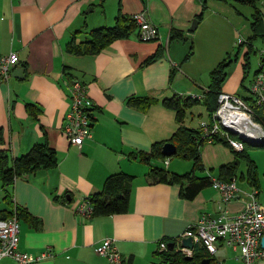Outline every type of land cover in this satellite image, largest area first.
<instances>
[{"label": "crops", "instance_id": "obj_1", "mask_svg": "<svg viewBox=\"0 0 264 264\" xmlns=\"http://www.w3.org/2000/svg\"><path fill=\"white\" fill-rule=\"evenodd\" d=\"M207 4L204 17L192 30L193 20L202 11L200 0H0V55L17 52L20 57L11 77L0 78V152L16 157L36 143L46 142L58 154L57 166L19 177L12 187V201L23 209L20 249L53 251L52 256L29 264H110L96 251L107 237L116 240L124 264H155L159 262L160 241L172 242L204 213H218L222 196L213 185L187 198L182 194L187 181L155 180L150 174L155 161L143 166L144 161L139 160L140 153L149 152L154 142L171 137L177 128L175 110L161 101L146 111L128 103L131 96L161 100L201 94L210 82H205V76L210 78V71L227 54L232 62L222 90L249 94L246 86L260 68L264 47V38L255 44L262 37L251 41L246 72L254 8L240 0H207ZM88 6L96 15L87 14ZM257 6L264 13V0H258ZM120 7L126 15L146 10L160 29L159 37L142 40L136 31L97 53L67 51L68 42L86 40L90 29L113 25ZM174 28L182 30L187 40H170ZM239 37L246 42L238 43ZM191 45L193 53L187 58ZM160 47L156 59L145 63ZM201 49L204 57L199 58ZM254 54L258 55L255 62ZM198 62L201 71L193 68ZM65 65L70 75L87 85L93 100L92 137L81 146L71 144L63 133L70 106V82L63 79ZM17 68L22 70L21 77L13 74ZM28 102L36 104L38 117L29 113ZM208 151L207 147L203 150V159L208 156L212 167L235 158L229 152L220 158L216 151L209 157ZM117 171L135 175L128 211L110 215L78 211V203L101 190L106 177ZM208 171L197 174L219 178V170L216 175ZM238 179L235 177L240 195L225 204L231 213L244 208L249 191L254 189L244 172L240 183ZM255 189L263 200L261 185ZM5 194L0 179L2 210L10 209ZM218 245L215 258L221 264H241L237 246L223 240ZM0 264L21 263L4 257ZM256 264H264V257Z\"/></svg>", "mask_w": 264, "mask_h": 264}, {"label": "trees", "instance_id": "obj_2", "mask_svg": "<svg viewBox=\"0 0 264 264\" xmlns=\"http://www.w3.org/2000/svg\"><path fill=\"white\" fill-rule=\"evenodd\" d=\"M202 2V11L197 16L202 19L206 10L208 9L207 0H200ZM229 1V0H224ZM243 4L251 5L254 8L252 14L251 28L253 35L248 40V53L246 54L245 71L249 67V53L253 50L252 40L258 37H264V13L257 6L258 0H240ZM137 30V24L131 15H126L119 8L118 14L115 18V23L110 26H101L92 28L87 31L86 40L75 43L73 40L68 42L67 51L70 53H97L112 41L118 38L128 37ZM75 37V36H74ZM170 40H187L186 35L180 29L174 28L170 33ZM162 47L158 48V52L146 58L145 63L152 62L160 54ZM193 53V45H191L187 58H190ZM232 62L231 55L227 54L211 71L209 86L202 91V97L197 95H187L185 97L174 95L171 97H164L161 100L152 96H131L128 103L146 111L154 103L161 101L165 106L172 108L176 112L177 128L165 140L156 141L152 144L149 152L140 153L141 160L151 163L153 159L165 160L170 158L162 153V146L166 141H171L176 144L178 150L176 154L183 157H190L193 160L194 167L190 171L175 172L170 171L162 165L152 164L150 166V174L155 180L166 181L170 183H187L182 187V194L187 198H193L202 188L212 185V175L201 176L196 173L197 170H204L205 166L202 159L201 147L207 142V139L202 137L199 127L190 126L185 123L186 111L194 104L203 103L207 106L209 111V119L212 118L214 111L218 106V94L222 90L223 83L228 74V66ZM69 66L64 67V72L68 71ZM64 73L63 79L67 78L72 81L76 76L70 75V72ZM68 74V75H67ZM248 91V87L246 86ZM251 105L255 107L257 118L264 124V115H261L259 110L263 108L255 105V101L251 96L242 95ZM27 107L29 113L38 117L36 104L28 102ZM93 109V108H92ZM92 124H93V113ZM214 143H223L230 146L227 140L221 137H216ZM231 147V146H230ZM231 149H233L231 147ZM233 161L221 165L219 168V178L227 181L235 180L237 177V167L240 159H245L248 164L247 174L245 175L252 186L260 187L259 171L255 160L250 156L247 148L242 151H236ZM58 164V154L54 147L48 145L46 142H39L32 146V148L24 154L12 157L8 152H0V179L2 181L3 189L5 190V198L10 204V209H0V217L7 218L14 212L20 218L23 209L12 201V187L15 180L24 175L33 173L40 168H52ZM135 175L125 171H117L109 174L104 182L103 188L99 191L86 196V199L93 206V215H110L114 213L127 212L130 206V199L132 193V184ZM16 205V207H15ZM15 207V208H14ZM159 262L155 264H200L205 257H212L203 245H196V251L192 259H187L186 255L170 248L168 251H158Z\"/></svg>", "mask_w": 264, "mask_h": 264}, {"label": "built area", "instance_id": "obj_3", "mask_svg": "<svg viewBox=\"0 0 264 264\" xmlns=\"http://www.w3.org/2000/svg\"><path fill=\"white\" fill-rule=\"evenodd\" d=\"M137 24L138 36L142 40H155L159 37L160 29L153 22L146 10L131 14ZM245 39L238 38V43H245ZM260 68L252 78L248 86V96H251L255 105L264 109V47L260 50ZM20 62L17 52L0 55V78L8 80L15 66ZM68 92L70 106L65 115L63 133L71 144L81 146L86 138L92 137V108L93 100L90 98L87 85L79 78L69 81ZM194 96L193 94H190ZM202 97V94H197ZM202 137L207 142H214L216 137L227 140L236 151L244 150L246 141L241 135L250 138L264 136V124L257 118L255 107L251 105L239 93L221 90L218 94V106L212 118L202 120L199 124ZM169 159L165 160V164ZM212 185L221 193V203L216 215L204 213L200 219L188 226L176 239L172 241L173 247L167 240L160 241V251H168L173 248L185 255H194L196 245H203L211 256L210 264H221L215 254L221 240L233 244L239 248L237 258L241 264H256L258 258L264 257V247L261 239L264 236V199L257 196L258 190L252 189L248 193L243 209L231 213L225 204L240 195L241 189L235 180L227 181L212 176ZM16 207V205H15ZM14 207V208H15ZM77 210L93 215V206L85 198L77 205ZM190 237L193 246L183 245L185 238ZM20 242V218L14 212L7 218L0 217V260L11 257L21 264L46 259L53 255L50 249L39 253H32L19 247ZM98 254L106 257L110 264H124L125 259L114 238L107 237L96 246Z\"/></svg>", "mask_w": 264, "mask_h": 264}, {"label": "rangeland", "instance_id": "obj_4", "mask_svg": "<svg viewBox=\"0 0 264 264\" xmlns=\"http://www.w3.org/2000/svg\"><path fill=\"white\" fill-rule=\"evenodd\" d=\"M244 6V5H243ZM87 14H89L90 16H94L96 15V11H92V9H90V6L87 7L86 9ZM136 33V31H135ZM264 37L257 39V41H255L256 45H259L262 41ZM204 57V52L201 49L200 53H199V58ZM255 58V59H254ZM256 58L258 59V55L254 54L252 55V59H254V62L256 61ZM202 61V60H200ZM253 62V68L254 69L255 65ZM199 65L200 63H195L193 65V68L195 70L201 71L199 70ZM203 75H207V73H203ZM209 75L206 77L205 76V82L207 83V81H209ZM261 112V115H264V110H259ZM192 113H194L193 118L194 120L192 121V125L193 126H197L198 125V121H202V120H209V111L207 106L203 103V101H201L200 103L194 104L190 109H188L186 111V119H185V123L187 125H190V118L192 116ZM201 113V114H200ZM209 149V157L213 156V151H216L218 154V157H224L226 152H229L230 154H232L234 157L236 155V153L234 152L233 149H231L230 146H227L223 143H216L214 145H207L204 144L201 147V152H202V159H203V150L205 148ZM247 151L249 152L250 156L253 158V160H255L256 164H257V168L259 171V182L261 184V187L263 188L264 191V145H252L249 143H246ZM170 161V164H165L163 160H159V159H153V161H155L156 165H162L165 168H167L168 170H175V171H180V172H186V171H190L194 165H193V160L190 157H183L180 154H174L172 156H170V158H168ZM139 160H141V158H139ZM143 162V160H141ZM207 161V162H206ZM206 161H204L203 159V163H204V170H197L196 173L200 174L201 172L205 171V173H207V169L211 170L208 171L210 173H214L215 175L218 174V170L220 169L219 166H213L209 165V162L211 161L210 158H208V156H206ZM143 164V166H145L147 163H141ZM135 171H139L137 170L139 167L135 166ZM247 168H248V164L247 161L245 159H240V162L238 164L237 170V176L239 177L238 182L240 183V177H241V171L244 172V175L247 174ZM178 169V170H176ZM261 191V192H263Z\"/></svg>", "mask_w": 264, "mask_h": 264}, {"label": "water", "instance_id": "obj_5", "mask_svg": "<svg viewBox=\"0 0 264 264\" xmlns=\"http://www.w3.org/2000/svg\"><path fill=\"white\" fill-rule=\"evenodd\" d=\"M90 9H92V8H90ZM198 23H199V19L195 18L193 20L191 29L192 30L196 29V26L198 25ZM21 71L22 70L20 68H17V69H15L13 74L21 77V75H20ZM241 138L244 141H246L247 143L252 144V145H264V136H260L258 138H250V137L243 134V135H241ZM177 150H178V148H177L176 144L171 142V141H166L162 146V153L166 156H172V155L176 154ZM261 244L264 247V236L261 239ZM183 245L193 246L192 239L190 237L185 238L183 241ZM170 247H173L172 242H170ZM186 258L192 259V255H186ZM210 263H211V257H205L202 259L200 264H210Z\"/></svg>", "mask_w": 264, "mask_h": 264}]
</instances>
